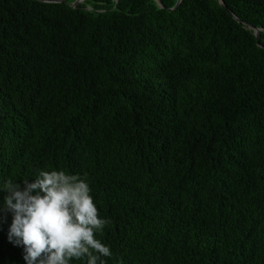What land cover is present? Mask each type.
Wrapping results in <instances>:
<instances>
[{
    "label": "trees",
    "instance_id": "obj_1",
    "mask_svg": "<svg viewBox=\"0 0 264 264\" xmlns=\"http://www.w3.org/2000/svg\"><path fill=\"white\" fill-rule=\"evenodd\" d=\"M73 1L0 0V185L86 177L106 264H264V0Z\"/></svg>",
    "mask_w": 264,
    "mask_h": 264
},
{
    "label": "clouds",
    "instance_id": "obj_2",
    "mask_svg": "<svg viewBox=\"0 0 264 264\" xmlns=\"http://www.w3.org/2000/svg\"><path fill=\"white\" fill-rule=\"evenodd\" d=\"M0 191V217L11 213L8 238L23 248L25 264H106L112 255L97 238L110 221L101 218L86 177L39 170L22 183L4 181Z\"/></svg>",
    "mask_w": 264,
    "mask_h": 264
},
{
    "label": "water",
    "instance_id": "obj_3",
    "mask_svg": "<svg viewBox=\"0 0 264 264\" xmlns=\"http://www.w3.org/2000/svg\"><path fill=\"white\" fill-rule=\"evenodd\" d=\"M39 1H44V2H48V1H52V2H63L64 0H39ZM83 0H74L73 2H71L70 3V5H72V6H74V5H76V4H78V3H80V2H82ZM156 1V3L161 7V8H163L164 6L162 5V3L160 2V0H155ZM181 0H177V2H176V4H175V6L173 7V8H170V9H174L178 4H179V2H180ZM218 1V3L221 5V6H223L224 8H225V10L227 11V12H229L237 21H240L231 11H230V9H228L225 5H224V3H223V1L222 0H217ZM243 24L245 25V27H247V28H250V29H253V31H254V34H255V37H256V41H257V44H258V46H261L260 44H259V42H258V40H259V28H253L251 25H249V24H247L246 22H243Z\"/></svg>",
    "mask_w": 264,
    "mask_h": 264
}]
</instances>
